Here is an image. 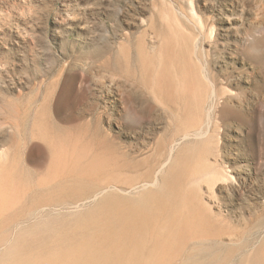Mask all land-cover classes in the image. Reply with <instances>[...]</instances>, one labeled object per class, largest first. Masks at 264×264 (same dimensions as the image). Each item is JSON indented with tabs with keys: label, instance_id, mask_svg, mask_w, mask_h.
<instances>
[{
	"label": "rangeland",
	"instance_id": "1",
	"mask_svg": "<svg viewBox=\"0 0 264 264\" xmlns=\"http://www.w3.org/2000/svg\"><path fill=\"white\" fill-rule=\"evenodd\" d=\"M105 42L122 60L141 51L146 83L137 89L144 94L131 88L156 110L151 119L143 114L136 128L121 124L120 97L130 84L98 72L93 52ZM188 67L199 68L203 81L201 112L195 97L190 106L179 99L182 89L192 91ZM159 84L164 90L156 94L152 87ZM138 99L137 109L145 108L147 100ZM97 115L101 130L136 159L151 156L157 143L167 144L162 139L175 134L178 139L172 136L167 144L169 160L147 187H156L160 171L186 145L197 153L187 162L189 172L207 166L208 173L186 189L191 186V193L220 214L223 231L233 233L223 236L224 248L236 253L245 242L253 249L264 243V0H0V192L7 191L1 222L30 207V199L43 191L48 199L60 197L49 188L63 179L82 175L91 183L90 173L112 170L116 159L93 143V129L83 125ZM187 119L194 129L186 137ZM19 131L30 139L21 146L12 141ZM68 196L43 212L73 220L100 197L74 203Z\"/></svg>",
	"mask_w": 264,
	"mask_h": 264
},
{
	"label": "bare ground",
	"instance_id": "2",
	"mask_svg": "<svg viewBox=\"0 0 264 264\" xmlns=\"http://www.w3.org/2000/svg\"><path fill=\"white\" fill-rule=\"evenodd\" d=\"M115 53L111 43L105 42L101 47L96 48L93 57L95 60H99V69L97 68L99 73L101 71L106 72L111 81L113 78L114 81L117 78H122L124 80L122 83L125 86L128 83L130 84L129 91L131 92L128 89L126 90L123 84H120L127 91L122 88L120 100L124 105L125 113L123 117L121 116V124L122 127L136 128L141 125L142 118L146 117L143 114L149 117L153 115V110H156V106L154 108L153 103L148 100L149 98L138 99L137 96V98L134 97L139 91L137 88H140L143 82L146 83L145 79L143 80L144 75H142L144 73L143 65L138 61L141 51L138 50L134 56L131 55V58L127 57L123 60ZM198 69H194L192 71L194 74H191L192 72L188 67L187 74L189 75L190 72L193 76L191 80L189 75L190 81H193L189 85H193L192 91L188 92L190 89L186 91L182 89L189 84L185 79L184 86L182 82L180 85L183 87H179L183 90L184 95L181 91L179 99L185 103H183L184 105L188 103L189 106V101L193 100L191 104L194 105L196 99L197 102L194 108L201 112L204 87ZM163 84H161L162 87ZM157 86L153 85L152 87L153 91L156 90L155 93L157 90H164V88H159L160 84ZM131 87L137 89L136 94H133L136 90ZM133 90L134 92H132ZM141 91L139 92L142 96L144 93H141ZM137 95L139 96V94ZM167 95L169 94L166 93ZM161 96L163 97V95ZM135 99H138L137 101L146 99L149 102H146L145 108L141 106L140 109H137L139 105L135 104ZM116 119L118 120V118ZM188 121L187 119L182 125L184 132L191 129L190 127L193 128L192 124L194 125V122L190 121L191 124H189ZM48 122L51 126L53 125L51 120ZM102 122L101 116L97 115L93 120L83 122V125L87 128L91 127L90 130L93 129L92 133L94 134L92 136H94L91 137L93 143L98 145L108 158L114 157L116 159L112 170L108 168L99 171L100 174L90 173L92 176L90 178L91 183L82 175L73 176V179L66 178V181L63 179L64 182L54 184L52 188L51 186L49 188L51 193L57 192L61 195L60 197L57 196V199L53 198L54 201L51 196V199L46 198L45 196L48 193L45 194V191H43L44 196L38 194L39 199H30V207L25 206L27 208L23 209L20 207L19 217L15 216L18 211L13 214L14 216H7L2 222L0 220L2 223L0 224V264H264V243L253 249L249 242H245L236 249V253L230 247L224 248L223 236L231 237L233 233L228 230L223 231L220 214L213 213L209 207L202 203L200 196H195V192L194 194L191 193V186L188 190L186 189V183L188 185L198 182L203 174H208L205 173L207 166H205L206 169H204L205 167H197V170L189 172L188 166H191V164L188 165L187 162L189 160L193 161L197 155V153L194 154L195 150L192 153L189 151L190 148L184 145L176 152L175 156L173 155L174 158L167 170L160 171L156 187H147L148 184L152 185L154 183V177L158 169L167 161L169 155L167 144L170 142V137L171 139L176 138L175 134L168 136L169 138L165 140L162 139L161 143L167 141V144L163 145L162 143L160 145V143H157L160 146L157 147L156 144L157 149L154 150V154H149L151 156L136 159L116 143L114 135L112 136L109 134L110 132L101 130L100 125ZM178 126L182 127L181 125ZM194 133H200V128H196ZM187 134L185 132L184 136ZM18 136L12 138V141L16 142L18 146L27 143L29 137L26 133L20 132ZM169 144L168 146H170ZM19 161H21V154ZM126 170L131 171L134 175H130L131 172L128 175ZM123 172L128 176L124 175ZM83 189H87V191L84 193ZM134 190L138 192L134 193ZM2 191L7 192H5V189H2ZM4 193L0 192V203L2 199H5ZM39 193L43 194L42 190ZM67 195L72 196L75 200L74 203L95 196L100 197L82 215L72 216L73 220H70L71 216L68 220L62 216L47 213L48 211L43 212L45 209L42 208L47 205L57 206L63 204L65 200L61 197L67 198ZM31 220H35V222L33 223ZM66 220L68 222L72 221L73 226L70 225L72 224L70 222L68 225L71 227L68 225L67 227L68 222L65 224ZM24 222H28L29 225H22Z\"/></svg>",
	"mask_w": 264,
	"mask_h": 264
}]
</instances>
